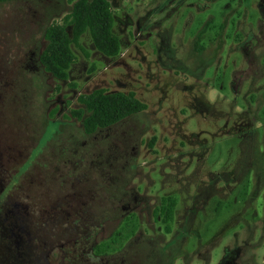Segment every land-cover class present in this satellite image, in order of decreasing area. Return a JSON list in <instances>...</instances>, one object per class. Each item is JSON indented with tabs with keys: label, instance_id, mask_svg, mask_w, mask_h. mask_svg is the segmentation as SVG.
<instances>
[{
	"label": "rangeland",
	"instance_id": "1",
	"mask_svg": "<svg viewBox=\"0 0 264 264\" xmlns=\"http://www.w3.org/2000/svg\"><path fill=\"white\" fill-rule=\"evenodd\" d=\"M75 1L0 0V206L24 184L29 207L64 192L65 208L104 210L95 241L111 264H149L148 253L157 264H264V0H108L120 54L104 57L86 33L58 81L38 56ZM95 89L133 92L147 109L87 141L70 111ZM123 164L133 169L120 175ZM110 171L147 199L126 219L131 201L107 199ZM166 197L177 199L170 233L151 213ZM66 251L51 264H92Z\"/></svg>",
	"mask_w": 264,
	"mask_h": 264
},
{
	"label": "trees",
	"instance_id": "2",
	"mask_svg": "<svg viewBox=\"0 0 264 264\" xmlns=\"http://www.w3.org/2000/svg\"><path fill=\"white\" fill-rule=\"evenodd\" d=\"M113 25L114 13L108 0H76L62 23L54 22L45 28L43 37L46 44L38 56V64L55 80L67 81L69 68L75 62L72 46L79 47V41L86 33L89 34L92 45L98 53L110 59L117 57L121 52V43L113 32ZM67 26L71 27V34L68 33ZM77 102L79 107L71 110L70 116L80 122L79 133L86 140L97 132L107 130L128 118L142 115L147 109V105L133 92L108 93L104 89L81 94ZM154 140L153 138L151 145ZM100 155L103 157L101 160H106L107 164L114 162L107 158L113 156L108 149H101ZM78 160L79 163L82 162V158ZM79 163L77 160L73 161L72 170L67 174L64 173L65 175L61 176L62 180H70L74 175L73 169L78 167ZM91 165L98 171L106 168L105 163L98 160ZM122 167L120 175L133 169L132 166L125 164ZM20 168L21 166L17 167L14 172L17 173ZM116 175L112 171L109 173L108 182L111 188H107V199L113 203L120 201V197L131 201L132 208L119 209L121 218L126 219L133 216L134 208L141 200L147 199L134 190H127L126 184H119L120 175ZM60 184L63 187L64 183ZM80 184V181L73 183L75 196L83 195L79 189ZM23 186L24 184L17 186L15 193L8 198L7 204L0 206V264H36V262L51 264L56 252L62 253L67 259L68 245L74 248L76 254L80 250L77 259L81 261L111 264L107 258L113 259L112 253H107L103 243L95 241V237L107 221L106 218L109 219L105 216L104 210L92 213L89 208L82 206L75 209L72 206L67 207L71 209L69 210L64 205L67 201L64 192H59L63 195L57 200L48 196L45 205L29 207L21 202L20 193L25 191ZM98 186L99 184H96V187ZM60 191H63V188ZM176 205V198L166 197L151 211L154 216L160 217L166 233L171 232L169 223L173 219ZM138 242H142L141 239L135 238L131 241L133 244ZM146 243L149 249H155V242L151 239H147ZM148 261L149 264L159 263L150 253L147 254L146 263Z\"/></svg>",
	"mask_w": 264,
	"mask_h": 264
}]
</instances>
